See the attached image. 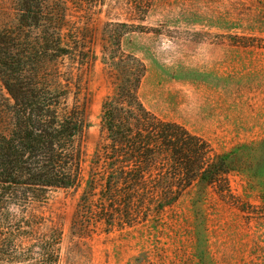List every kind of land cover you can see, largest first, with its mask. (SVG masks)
<instances>
[{"label":"rangeland","instance_id":"rangeland-1","mask_svg":"<svg viewBox=\"0 0 264 264\" xmlns=\"http://www.w3.org/2000/svg\"><path fill=\"white\" fill-rule=\"evenodd\" d=\"M67 7L69 23L93 33L97 55L83 177L99 139L101 102L116 82L100 61V31L106 22H127L134 26L121 37V49L145 65L141 101L225 156L229 192L195 180L138 223L82 235L71 219L83 183L59 188L43 204L60 226L56 259L45 258L37 244H13L5 251L16 256H1L0 264H264V0H151L144 15L133 0ZM8 234L21 235L4 228Z\"/></svg>","mask_w":264,"mask_h":264},{"label":"trees","instance_id":"trees-1","mask_svg":"<svg viewBox=\"0 0 264 264\" xmlns=\"http://www.w3.org/2000/svg\"><path fill=\"white\" fill-rule=\"evenodd\" d=\"M1 1L0 257L16 256L5 251L10 245L37 244L56 259L60 226L43 204L59 188L83 183L71 219L82 235L138 223L195 180L229 192L225 156L141 101L145 65L121 49L134 26L127 22H106L100 31V61L116 82L101 102L99 139L84 178L88 82L97 55L93 33L69 23L67 5L103 0ZM133 1L141 15L151 3ZM4 228L21 233L18 243L2 235Z\"/></svg>","mask_w":264,"mask_h":264}]
</instances>
